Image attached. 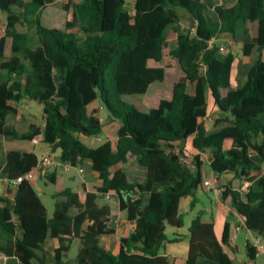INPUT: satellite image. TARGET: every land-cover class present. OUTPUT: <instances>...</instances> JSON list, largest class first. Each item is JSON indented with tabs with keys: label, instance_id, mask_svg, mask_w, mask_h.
<instances>
[{
	"label": "trees",
	"instance_id": "obj_1",
	"mask_svg": "<svg viewBox=\"0 0 264 264\" xmlns=\"http://www.w3.org/2000/svg\"><path fill=\"white\" fill-rule=\"evenodd\" d=\"M55 1L0 0V12L7 15L0 32V139L41 137L53 153L59 151L60 163L91 161L100 182L56 194L49 217L32 182L23 181L15 200L0 207V252L13 264H44L39 253L53 239L59 244L54 261L60 264L67 244L80 239L78 264H172L161 254L166 229L183 227L182 198H194L205 187L206 154L217 180L230 174L251 184L244 198L230 183L217 188L246 229L264 241V0H236L227 7L218 0H81L65 6L73 7L65 28H51L42 13ZM179 10L195 18V32L182 28ZM19 24L34 26L37 47ZM170 30L177 47L165 54ZM238 34L243 56L256 52L257 58L245 84L234 89L236 55H223L214 39ZM167 57L173 65L163 64ZM160 86V100L151 108L129 100ZM208 95L221 116L217 121L226 123L211 134ZM24 100L41 105L43 127L21 123L24 115L14 105ZM101 102L108 124L116 125L115 142L91 147L82 137L104 132ZM188 143L198 152L191 164L183 161ZM129 154L147 171L143 183L130 182L121 167ZM38 163L35 152L12 151L0 174L17 178ZM47 179L55 183L56 174ZM110 192L118 195L128 219L116 255L100 245L102 235L113 233L108 228L113 209L99 204ZM230 241V222L218 239L213 223L195 218L186 264L204 259L235 264L225 250ZM246 250L254 261L257 248L248 241Z\"/></svg>",
	"mask_w": 264,
	"mask_h": 264
},
{
	"label": "rangeland",
	"instance_id": "obj_2",
	"mask_svg": "<svg viewBox=\"0 0 264 264\" xmlns=\"http://www.w3.org/2000/svg\"><path fill=\"white\" fill-rule=\"evenodd\" d=\"M80 1L81 0H56L52 5L47 6L46 9L43 11L42 13L43 23L51 28H65L66 22L73 19V7L71 6L69 10H66L65 6L71 5V3L75 4ZM217 3L222 6H226V5H229V0H218ZM208 14L210 16H213V10L212 9L209 10ZM179 15H180V25L182 26V28L187 31L189 30L190 32H195V29L197 26V22L195 18L189 15L184 10H179ZM6 24H7V15L0 12V32L1 33H4L6 29ZM17 28L22 32H26L29 35L31 47L35 48L39 45L38 38L35 35V29L33 25L27 26V25L19 24ZM222 39H223L222 36H218L217 38H215L214 41L215 43L220 45L221 53L223 55L227 54L230 51L236 55V69L232 77V85H234V88L241 87L246 82L248 71L257 57L256 52H254V54H252L250 57L243 56L242 54V47H243L242 39L243 38L241 34L236 35V36L229 35L226 40H222ZM176 47H177V35L175 31L170 30L169 35H168L167 47L165 48V54H167L171 49H174ZM239 60L241 63H240V66L237 68V63L239 62ZM163 64L173 65L174 61H172L170 57H167L165 59V62H163ZM242 68L244 69V73L239 71V69L241 70ZM201 72H203V69L201 70ZM160 89H162V86L158 87L156 90H152L150 93H148V95L138 96V97H133V98L130 97L129 100H131L132 102L136 104L142 105L144 107L151 108L155 106L160 100V97H161ZM193 89H194V85H189V88H188L189 92H192ZM24 101H26V104L23 103ZM24 101L18 104L19 107L23 105L25 106L23 109L24 111L22 110L24 113V121L28 114V116H30L31 118L34 117L33 120L41 123V121L43 120L41 119V115L39 112L41 111V107L39 105H36L35 103H31L32 105L29 104L30 100H24ZM208 103H209V119L206 122V129L210 131L208 133H212L214 131L224 128L226 126V123H219L217 121L220 117L216 118V115H217L216 108L212 102V98L210 95H208ZM15 105L17 106V104ZM101 105H102L101 118L104 124L103 126L104 132L102 133V135L98 137H91V138L82 137V141L91 147H96L104 143L107 140L115 142L116 125L113 126V125L108 124L107 110L104 108V105L102 102H101ZM40 145H43V143H41ZM36 147H37L36 153H38L41 157L47 154L53 153L50 147H48L49 153H46L44 155L43 151H41L37 145ZM191 150L194 152V150L191 147V144L188 143L185 149L184 155H183V161L188 164L192 163L194 156H195V154L191 152ZM55 154L59 157V151L55 152ZM208 159H209V155L207 154L206 165L208 169V176L209 178H211V170L209 167ZM57 161L59 160L57 159ZM81 163L84 165L85 161ZM121 167L127 173H132V169L134 167L140 168L142 170V174H138V175L135 174L136 176H138L136 180L140 181V180H143V178H144V181L146 180L147 171L144 167L139 165L136 156L129 154L127 163L121 165ZM263 167H264V164H263ZM53 173L56 174V178L58 176L57 183L56 182L52 183L49 181L47 182L43 177L42 178L40 177L41 174L39 173H37L36 177L33 179V184H34L36 191L43 193L42 199L45 204V207L48 210V215H52V213L55 210V199H53L52 197L53 194L64 190L67 184L69 185L72 184V186L77 184L78 182H79L78 185L84 184V183H81L82 178L79 177L75 169H72L69 172H65L63 168L61 167V165H59V163L45 168V170L43 171V176L48 177L49 175H52ZM66 174L69 176L70 175L73 176L72 180L68 181L69 183L65 181L67 179ZM133 176L131 174V178ZM211 182H213L214 184V180H211ZM224 182L230 183L234 188L241 191L242 195H243V192H246L248 189V188L243 189L242 182H240L234 175L229 174L228 176H224L223 179L219 182V185L222 186ZM219 196H221V194H219ZM243 198H244V195H243ZM103 199L107 201V199L105 198V195L100 196V200L103 201ZM194 199H195L194 207L192 208L190 207L189 210H187L186 212L182 214V218L184 221L183 227L180 229H177V228L168 226V230H167L168 237L173 236L172 235L173 230H176V231L180 230L181 235L183 236L187 235L189 233V227L191 225V222L197 217H201L202 220L205 218L210 219L213 217L216 221V224L218 225L219 224L221 225L219 221H221L224 218L225 220L229 221L232 225H234L233 218L230 215L226 214V211L222 210L220 206H217L218 203L220 202V199L217 193L214 190H211V188H206V187L199 188L194 193ZM109 204L118 208V204H119L118 198H116L115 200L111 198ZM221 227L223 228V226ZM219 231L220 230L218 228V233ZM235 234H237L235 235V237L238 236L237 241L242 246L243 255H245V253H247L246 248H245L246 241L247 239L253 240L254 234L248 233L246 229H239L237 233L235 232ZM78 248H79V245H76L75 248L71 251L70 259H66V258L64 259L63 257L62 264H77L78 259H77V254L75 253V251H77ZM52 255L53 253L49 254V252L47 251L46 253L45 252L43 253V251L40 253V257L42 258L41 260H43L44 264H56L54 261V257Z\"/></svg>",
	"mask_w": 264,
	"mask_h": 264
},
{
	"label": "crops",
	"instance_id": "obj_3",
	"mask_svg": "<svg viewBox=\"0 0 264 264\" xmlns=\"http://www.w3.org/2000/svg\"><path fill=\"white\" fill-rule=\"evenodd\" d=\"M235 2H236V0H229V5H226V6H223V7L232 6L233 4H235ZM251 29H252V35L255 36L256 27L252 26ZM222 37H223L222 40H226L227 39L226 36H222ZM240 63L241 62L239 60V62L237 63V68L240 66ZM235 69H236V66H235ZM239 71L244 73V69L243 68L241 70L239 69ZM234 73H235V70H234ZM232 88H234V85H232ZM237 88H239V87H237ZM237 88H234V89H237ZM23 103L26 104V101H24ZM31 103H35L36 105H39L37 102H34V101H30L29 104H31ZM14 106H16V105H14ZM39 106L41 107V105H39ZM16 107H18L22 111L25 106L23 105V106L19 107V105H17ZM23 111H22V113H23ZM39 112H40V115H41V119H43V117H42V107H41V111H39ZM216 114H217L216 118L221 117L218 113H216ZM23 115H24V113H23ZM33 119H34V117L31 118L27 114L25 121H24V118H23L21 123H23L24 125L36 124V125H38L40 127H43V125H44V121L43 120L41 121V123H39V122H37V121H35ZM208 119H209V117L207 118V120ZM207 120H206V122H207ZM207 132H210V131L207 130ZM214 132H216V131H214ZM209 134H211V133H209ZM48 147L49 146H46L44 144L38 146V148L41 151H43L44 155L46 153H49L48 152V150H49ZM36 148L37 147L32 143V141L17 140V139H14L13 137H10V136L1 138L0 139V169H2L5 166L6 161H7V155L10 152H12V151H21V152H35L36 153ZM191 152H193V151L191 150ZM193 153L196 155L198 152L194 150ZM36 154L38 155V157L40 159L41 156L38 153H36ZM205 157H207V154L205 155ZM84 167H85V170H86V175H85L84 179H82L83 181L81 180V183H84L85 185H89V184H96V183L100 182V180L98 179L97 173H95L93 171L91 161L86 160L85 163H84ZM137 167H134L132 169V173H127L126 171L125 172L127 173L130 182H132V183H143L144 182V178H143V180H140V181L136 180L138 176H136L135 174H137V175L138 174H142V170L140 168H137ZM130 172H131V170H130ZM131 174H132V176L133 175H135V176H133L131 178ZM225 176H228V175H225ZM35 177H36V174L34 175V178ZM40 177L41 178L43 177L47 182L49 181L47 179V177H44L43 175H41ZM66 177H67V179L65 180L66 182L72 180V178H73L72 175L69 176L67 174H66ZM223 177H222V179H223ZM206 180L210 181V182H211V180H214V184H213L214 187L211 186L210 188H211V190H214L216 192L215 188H217V186L219 185V182L221 180H217L212 172H211V178H209L208 169H207L206 175H205V181ZM57 181H58V176H57L55 182L57 183ZM32 184H33V181H32ZM78 184H79V182L77 184L73 185V186H72V184H70V185L67 184L65 189L66 188H70V189L76 191V190L79 189L78 188V186H79ZM242 184H243V189L248 188V185L249 186L251 185L250 183H242ZM33 186H34V184H33ZM59 192H61V191H59ZM59 192H56L55 194L52 195L53 199H55L54 198L55 195L58 194ZM37 193L39 194V196H40V198H41V200L43 202V199H42L43 193H40V192H37ZM217 195H218V197L220 199V202L218 203L217 206H220V208L222 210H225L226 214L230 215L233 218V220H234V225H232L230 223L231 224V241H230V245L226 246L225 250L231 255V257H232V259H233L235 264H264V241H263V249L262 250L257 249V256H256V259L254 261H251L248 258V255L246 256L247 253H245V255H243L242 246L238 243V241H237L238 236L235 237V235H237V234H235V232L237 233L239 229H246V227H245V219L242 216L238 215L232 209L230 201H223L222 197L219 196L218 193H217ZM105 198L107 199V201L105 199H103V201H101L99 199V204L100 205L109 204L110 199L112 198L113 200H115L116 198H118V195L116 193H114V192H110V193L105 195ZM193 199L194 198L192 196L182 198L181 203H180V213H181V215L184 212H186L187 210H189L190 207L191 208L194 207L195 204L193 205ZM6 200H8V198L1 193L0 194V207L4 206ZM145 201L147 202L148 199L146 198ZM118 203H119V198H118ZM110 206L113 209V214L110 217V221L108 222V228L111 229L113 231V233L102 235L100 237V245L105 250L110 251L111 253L116 255L119 252V250H120V236H121L122 232L124 231V228H125L126 224L128 223V219H127L126 211L119 210V204H118V208H116V207H114L112 205H110ZM47 214H48V210H47ZM48 216L52 217L53 213H52V215H48ZM203 221L206 222V223H213L214 224L215 233H216L218 239H221V237H222V233H223V230H224L225 223L229 222V221H227V220H225L223 218L221 221H219V223H221V225L220 224L218 225V224H216V221H215V219L213 217L210 218V219H206L205 218V219H203ZM221 226H223V228ZM218 228L220 230L219 233H218ZM167 230H168V227L166 229V235H167ZM247 232L248 233H252V232H250L248 230H247ZM172 235H173L172 237H168L167 236L168 239H167V241L165 243L164 248L161 251V254L169 257V259L172 262V264H186V260H187L188 253H189V233L187 235L183 236V235H181L180 230L179 231L178 230L177 231L173 230L172 231ZM255 239H257V237L255 235H254V239L253 240L247 239L246 244H245V248H246V245H247L248 241L254 245ZM80 243H81L80 239H73V242L71 244H67L68 245V253L64 257V259L65 258L66 259H70L71 251L75 248L76 245H79V248L77 249V251H75V253L78 256V253H79L80 249L82 248V244H80ZM58 246H59V244H58V242L56 240L48 239L46 241L42 251H43V253L44 252L46 253V251L49 252V254L53 253L52 256L54 257V250ZM246 252H247V250H246ZM40 253H39V257H40ZM40 259H42V258L40 257ZM62 262H63V259L61 260L60 264H62ZM9 263L13 264L14 261L12 260L10 262V260H9L7 264H9ZM35 263L38 264L36 261H35ZM200 264H213V263L204 259V260H202L200 262Z\"/></svg>",
	"mask_w": 264,
	"mask_h": 264
},
{
	"label": "built area",
	"instance_id": "obj_4",
	"mask_svg": "<svg viewBox=\"0 0 264 264\" xmlns=\"http://www.w3.org/2000/svg\"><path fill=\"white\" fill-rule=\"evenodd\" d=\"M32 143L35 146L36 145L39 146L41 143H43L42 138L37 137V138L32 140ZM57 163H59V165H61V167L63 168V170L65 172H69L72 169H75L77 174L79 175V177L84 179V177L86 175V170H85V167L82 163H78L77 165H72L70 163H60L59 161H57V155L55 153H51V154H47V155L41 157L39 159L38 165L32 171L25 173L23 175H20L17 178H8V177H4L0 174V194L2 193L8 199H10L11 201H14L18 187L23 181H31L32 182L35 174L39 173V174L43 175V171L45 170V168H47L48 166L57 164ZM204 185L206 188H210L211 186L214 187L213 183L210 181H207V180L205 181ZM215 190L218 194L222 193L220 188H215ZM254 246L257 249L262 250L263 249L262 238L257 237V239H255ZM9 260H10V258L7 255L0 252V264H7Z\"/></svg>",
	"mask_w": 264,
	"mask_h": 264
},
{
	"label": "water",
	"instance_id": "obj_5",
	"mask_svg": "<svg viewBox=\"0 0 264 264\" xmlns=\"http://www.w3.org/2000/svg\"><path fill=\"white\" fill-rule=\"evenodd\" d=\"M129 192H125V195H127ZM132 195H134V193H131Z\"/></svg>",
	"mask_w": 264,
	"mask_h": 264
}]
</instances>
